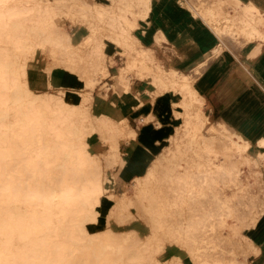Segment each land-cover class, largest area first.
I'll use <instances>...</instances> for the list:
<instances>
[{
    "label": "bare ground",
    "instance_id": "obj_1",
    "mask_svg": "<svg viewBox=\"0 0 264 264\" xmlns=\"http://www.w3.org/2000/svg\"><path fill=\"white\" fill-rule=\"evenodd\" d=\"M62 1L0 0V264H102L107 249L122 253L130 264H163L156 256L167 246L183 248L192 264H244L233 252L225 261L208 253L216 252L222 240L232 246L243 242V260L258 254L244 233L264 214V138L251 145L208 121L193 87L207 63L188 73L155 66L153 51L131 34L137 18L147 20L151 0H110L108 6L71 0L68 7ZM57 16L87 34L73 43L62 34ZM205 20L220 39L238 36L229 23ZM252 25V19H243L240 35L263 40L258 23ZM45 38L54 54L78 60L103 59L105 40L116 41L127 65L116 74L114 92L129 89L126 72L138 63V77L154 89L149 93L152 107L168 92L178 96L175 105L183 122L172 147L149 159L142 170L129 171L121 145L137 143L138 133L124 117H112L106 109L93 113L90 84L75 103L63 90L35 94L27 81L26 59L36 47L43 49ZM138 99L132 110L141 107ZM150 118L137 117L158 129L159 121ZM26 128L32 132L24 133ZM117 168L129 173L131 195L113 196ZM106 169H112L108 176ZM103 194L111 206L101 226L105 233L121 236L117 246L111 239L94 245L100 224L86 226L96 221L94 207ZM126 226L125 231L118 228ZM128 235L137 243H130ZM167 260L183 263L179 256ZM128 262L120 257L112 264Z\"/></svg>",
    "mask_w": 264,
    "mask_h": 264
},
{
    "label": "crops",
    "instance_id": "obj_2",
    "mask_svg": "<svg viewBox=\"0 0 264 264\" xmlns=\"http://www.w3.org/2000/svg\"><path fill=\"white\" fill-rule=\"evenodd\" d=\"M94 1L105 6L110 4V0ZM200 10L202 15L197 14ZM207 17L212 23H229L233 33L238 36L233 39L223 36L220 39L205 20ZM245 18L252 19L253 28L258 23L259 37H264V0H151L147 20L138 18L131 34L137 37L144 48L153 51L154 61L166 70L188 73L207 63L193 86L202 98L205 116L215 126L229 133L239 134L249 139L251 145H255L258 139L264 138V39L261 40L258 36L247 39L240 35L239 29ZM81 29L78 30L86 31ZM106 42V52L112 53L111 50L118 49L110 41ZM221 44L226 45L212 58L213 51ZM51 75L52 73L46 79L51 88L68 87L66 82L63 83L65 78L58 74ZM93 102L92 109L96 114L103 111L104 108H98L95 100ZM144 108L141 105L132 111L139 117L141 111L144 113ZM153 114L161 126L155 110ZM145 126L149 124L140 127L142 129ZM141 129L138 130V142L132 141L136 147H131L129 156L125 154L129 171L142 170L147 167L149 159L151 161L153 158H142L145 153H136L139 151L137 144ZM128 144L131 145V141ZM141 158L142 163H134ZM119 172L121 178L130 180L127 171L121 168L117 170V175ZM135 176L134 174L133 177ZM249 232L251 237L248 236ZM245 233L248 240L259 249L255 256L260 259L259 264H264V214Z\"/></svg>",
    "mask_w": 264,
    "mask_h": 264
},
{
    "label": "rangeland",
    "instance_id": "obj_3",
    "mask_svg": "<svg viewBox=\"0 0 264 264\" xmlns=\"http://www.w3.org/2000/svg\"><path fill=\"white\" fill-rule=\"evenodd\" d=\"M89 1L93 3V0ZM72 3L73 1L71 0H65L64 2H61V4L66 5V7H68V5ZM65 10H67V8H65ZM55 22L59 24L60 29L62 30V34L67 33L73 43L80 41L81 38L87 34L86 31L81 32L76 26L71 25L70 22L66 19H63L62 16H57ZM106 41L109 40L107 39L104 42V44H106L103 50V52L105 53V56H102L103 59H87L84 57L78 60L74 58H63L59 53L54 54L52 52L53 50L51 49L52 42L46 40L45 38V40L42 42L43 49L39 46L36 47L35 52L32 54V56L26 59L28 84L35 94L45 92L49 94H54L56 90H63V92H67V94L69 95V100L72 103H75L77 101L79 93L85 92V88H88V84H90V89L92 88L91 94L93 95L95 102L99 106L98 108L106 109L107 114L112 117H124L128 121V123L137 131V133L138 130L141 129L140 126L144 124L140 123L139 120L136 119L137 115L134 111H132V108L138 103V97H140L142 100V105L145 106L143 110L144 113H142L141 111L140 115H149L151 117V121H155L158 120L156 119V117L155 119L152 118L153 110H155L161 122V126L158 129H155L153 128V123L150 122L149 126H145L141 129V131H139V144H137V149L139 151H136V153H145L146 155H144L142 158L155 157L156 155H159L160 152L165 150L166 147H172V138L175 136L176 128L182 125L183 117L182 115H177L180 114L179 111H181V108L175 105V103H177L178 97L174 96L176 95L175 92H168L166 95L157 98L154 107H152L151 101L153 100V98L149 95V93H151V91H154V89L150 82L146 80L144 81L143 79L138 77L139 75H142L141 71L137 73V69H141L138 63L135 67L129 68V71L126 72L129 89L114 92V87L112 88L111 86H114L116 83V74L119 72L120 68L126 66L127 63L126 59L119 54L118 51L120 49L111 50L112 53H109V51L106 52ZM114 45H117L116 41L114 42ZM50 64L52 65L50 66ZM154 64L158 67L156 61H154ZM49 68L50 71H48ZM101 68L104 69L103 72H99ZM51 73L52 75L58 74L59 76H62V78H65L66 81L64 80L63 83L66 82L68 84V87L59 89L50 88L47 85L46 79H48ZM88 81H90L91 83H89ZM53 87L57 88V86ZM120 100L121 103H119L118 105H114L112 103L119 102ZM93 113H96L95 110H93ZM209 121L212 123L210 119ZM212 124H214V122ZM30 132L32 131H30L29 128H26V130L24 131V133L27 134H29ZM135 145L136 144L132 141L131 145L123 143L121 145V156L124 158L125 154L130 152L132 146L136 147ZM31 146L32 145L29 140L27 148H31ZM111 170L112 169H106L105 175L108 176V171H110L111 173ZM116 170H118V168ZM116 170L113 173V196L117 198L119 194L123 191H126L128 195H131L132 189L131 186L127 183H130L132 180L128 181L127 179L121 178L120 172L122 171H120L117 175ZM107 195L108 194H103L101 200L99 201V204L95 205L94 207L96 221L92 220L86 225L88 229H91L97 223L100 224V227L96 229V233H94L92 238L95 240L94 245L96 246L98 243V239L101 243H105L107 242V239H111L112 243L116 246L120 245L119 242H121V236L105 233L104 227L101 226V224L105 223L107 212L111 206V203H109L107 199ZM109 223L114 224V222L112 221H110ZM114 225L117 226L116 224ZM127 227L128 226L118 228L125 231L124 229H127ZM244 235L246 236V233H244ZM248 236L251 237L250 232L248 233ZM125 237H127V235H125ZM128 237V240H131L130 243H134L136 241L133 236L128 235ZM219 244V249L216 250V252L210 250L208 251V253H211L212 255L216 253L217 258L222 259L223 261L229 259L231 257V252H233V258L243 261L244 264H259L260 262V259H256L255 257L258 254L248 255L247 258L243 260L244 258L242 254L239 253V251L242 250V248L245 246L241 241L237 244V246H232L224 240L220 241ZM99 248L100 247L95 248L94 253L97 254L98 252H100L101 250ZM85 252H90V250H85ZM102 253L105 255V258H107L106 261H108V264L118 262L120 257H123V261L125 262L129 261V259H127L125 255L121 256L122 253L117 254V252L114 254L111 249H107L104 252L102 251ZM172 256H179L183 261L182 264H192L187 256L186 251L183 248L180 249L175 246H167L163 252L156 256V259L158 261H161L163 264H173V261L170 262L167 260ZM101 261L102 264L106 262L102 258ZM132 262L133 261L131 260V263ZM128 264L130 263L128 262Z\"/></svg>",
    "mask_w": 264,
    "mask_h": 264
}]
</instances>
